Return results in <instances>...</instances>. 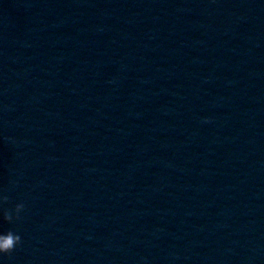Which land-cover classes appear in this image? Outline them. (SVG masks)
<instances>
[{
	"label": "water",
	"instance_id": "1",
	"mask_svg": "<svg viewBox=\"0 0 264 264\" xmlns=\"http://www.w3.org/2000/svg\"><path fill=\"white\" fill-rule=\"evenodd\" d=\"M8 231L0 264H264V0H0Z\"/></svg>",
	"mask_w": 264,
	"mask_h": 264
},
{
	"label": "clouds",
	"instance_id": "2",
	"mask_svg": "<svg viewBox=\"0 0 264 264\" xmlns=\"http://www.w3.org/2000/svg\"><path fill=\"white\" fill-rule=\"evenodd\" d=\"M3 203H7V197L5 196L3 198ZM24 210L23 204H17L14 212L15 217L12 214V211H4L3 213V219L6 222L11 223L13 219L16 220L20 219V213ZM21 243V237L12 231H8L7 233H0V254L3 255H10L14 249Z\"/></svg>",
	"mask_w": 264,
	"mask_h": 264
}]
</instances>
